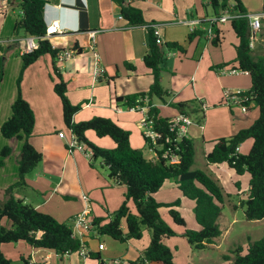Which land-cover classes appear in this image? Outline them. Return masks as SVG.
Returning <instances> with one entry per match:
<instances>
[{
    "label": "crops",
    "instance_id": "crops-1",
    "mask_svg": "<svg viewBox=\"0 0 264 264\" xmlns=\"http://www.w3.org/2000/svg\"><path fill=\"white\" fill-rule=\"evenodd\" d=\"M43 1L45 25L58 21L63 31L62 35L48 39L51 48L56 52H80L73 59L55 65L67 84L68 101L72 106L80 107L73 122L79 124L94 118L109 120L129 133L132 149L140 151L146 160H153L137 126L140 115L117 105L118 99L146 94L152 84L150 72L143 64V58L148 52L147 29L130 28L126 21L119 20L120 8L112 0ZM77 1L86 10L83 28L76 10ZM240 2L246 14L252 16L260 13L264 0ZM20 4L21 0H0V65L2 61L3 72L0 81V129L11 117V107L19 93L34 116L29 144L41 154L42 161L27 176L26 187L14 193V198L72 229L74 218L86 208L83 197L88 200V220L92 223L95 219H103L115 213L124 202L126 190L108 179L101 161L97 164L77 151H67L71 134L64 126L61 104L53 92L54 60L50 56H43L23 69L22 52L27 36L23 32H14V26L22 16ZM126 4L140 10L145 22L159 26L162 44L176 43L184 49V53H166V68L161 74L160 82L169 97L164 102L154 99L151 103L163 119H172L180 114L173 107L176 104L189 103L197 111H200L199 107L202 105L205 106L201 121L200 115L185 114L193 123L186 139L192 143L195 152L191 170L197 171L193 167L198 148L205 160L214 142L232 138L238 132L250 128L258 119L254 103L249 104L246 114L233 104L226 106L222 103L225 91L248 92L251 88L249 76L234 71L237 68L235 48L238 41L229 23L215 28L219 31L221 41L218 47H213L211 41L205 38L209 28L206 23L195 29L203 31L204 37L187 41L191 34L189 22L215 17L210 8H205L207 0H131ZM88 32H97L96 53L107 79L97 85L92 83L91 77L93 57L85 50ZM251 52L253 57L264 58V42L260 37L255 39ZM125 64L133 66L135 72H127ZM233 71L237 73H224ZM118 108L121 109L120 113L117 112ZM240 115L245 118H240ZM58 134H63L64 138L60 139ZM85 137L98 148L109 151L114 149V144L109 139V143L102 142L99 145L93 143L92 136L88 133ZM23 144V141L16 139L6 140L0 134V201L5 199L3 192L18 182L17 159ZM251 146V141H247L239 147L238 154L250 151ZM5 148L10 150V155L2 158L1 151ZM205 167L206 174L223 191L226 190V177L234 187L235 195L240 196L244 190L248 193V182L244 189L235 179L248 175L237 177L226 165L206 164ZM235 184H239V189ZM231 194L233 191H228L227 195ZM154 199L160 204L180 201L177 211L182 218L184 219L180 209L183 206L188 208L189 217L194 220V204L182 196L173 182H166ZM127 207L132 213L135 212L131 202H128ZM1 224L6 229L10 228L5 220ZM197 230L196 225L193 231ZM174 232L181 235L182 229ZM144 233L145 231L139 241L132 240L125 244L90 233L82 241L85 252L87 255L98 254L100 262L89 257L82 259L77 254L61 257L52 251L32 250L21 242L3 245L0 251L12 264H20L21 258L29 259L32 264H132L149 247L150 236ZM218 240L219 238L208 249L215 247ZM169 241L165 242L166 246ZM223 256L232 255H222L221 260Z\"/></svg>",
    "mask_w": 264,
    "mask_h": 264
},
{
    "label": "trees",
    "instance_id": "trees-1",
    "mask_svg": "<svg viewBox=\"0 0 264 264\" xmlns=\"http://www.w3.org/2000/svg\"><path fill=\"white\" fill-rule=\"evenodd\" d=\"M229 0H207L205 8H210L215 17H220L228 9ZM120 8V16L130 28L144 27L148 31V52L143 58L145 68L150 72L152 84L146 94L129 96L117 100V105L130 107L135 100L145 96L149 98V114L153 118L155 130L163 134V139L156 150L158 160H146L140 151L130 146V135L115 123L101 118H94L88 122L76 124L73 117L80 111L79 106H72L67 98V84L56 68V52L48 41L39 42V47L32 54L22 56L23 69L34 64L40 57L50 56L54 60L52 74L55 80L53 92L59 99L65 128L77 141L83 144L91 153V162L101 161L102 169L108 173V179L126 190L124 202L113 214L103 219H95L91 223V233L97 237H107L119 244L129 241H139L145 230L150 232V244L136 262L132 264H175L173 254L165 242L174 238H181L195 251H205L221 237L218 221L221 217L224 196L220 186L205 172L192 171L194 163V148L192 143L184 139L174 143L168 132L170 119L159 117V111L152 106L157 99L165 101L169 95L162 89L160 77L166 68V53H184L181 45L176 43L162 44L154 35L150 26L155 24L144 21L140 10L127 5L125 0H112ZM233 12L243 18L229 22L238 44L236 50L237 68L234 71L246 73L251 81V88L245 93L247 101L244 106L254 103L258 111V119L253 125L238 132L229 139L214 142L210 153L205 157L207 165H226L237 177L248 175V193L241 199L239 206L243 210L247 222L264 220V58L253 57L249 48V30L247 15L240 0H230ZM43 0H21V19L15 24L14 32H23L27 37L42 38L45 35ZM76 10L79 13L82 28L86 21V10L77 1ZM215 37L211 40L213 47L220 45L219 31L214 29ZM204 37L203 31H194L188 35L187 41ZM0 81L3 76L1 61ZM129 73L135 69L129 64L124 65ZM18 81V92H19ZM180 114L200 115L203 119L202 106L200 111L189 103L173 106ZM34 128V116L29 105L18 93L16 101L11 107V117L5 122L0 134L6 140L23 141V147L17 159L18 182L3 192L4 200L0 201V247L24 243L32 250L55 252L58 256L78 254L82 248L81 241L73 237L72 230L64 224L58 223L52 217L35 210L14 198V193L26 187L27 176L41 163L42 156L30 144ZM92 132L99 140L109 139L114 149L104 150L91 144L85 134ZM247 141L252 142L247 155L238 154V149ZM178 159L175 165H169L162 159L163 151ZM10 155V150L1 151V157ZM173 182L182 196L194 204V220L197 231L186 230L185 221L177 212L180 201L171 204H160L154 196L166 182ZM239 189V184H235ZM131 202L135 212L127 207ZM167 209V215L173 226L182 229L177 235L160 217L159 210ZM10 224L6 229L1 222ZM83 246L84 243H83ZM230 256H223L224 264H264V238L256 242H248L245 247H237ZM100 262L98 254L86 255ZM0 264H12L0 251ZM20 264H32L29 259H20Z\"/></svg>",
    "mask_w": 264,
    "mask_h": 264
},
{
    "label": "built area",
    "instance_id": "built-area-1",
    "mask_svg": "<svg viewBox=\"0 0 264 264\" xmlns=\"http://www.w3.org/2000/svg\"><path fill=\"white\" fill-rule=\"evenodd\" d=\"M125 2L130 3L131 0H126ZM243 18L242 16H238L235 12H233V5L231 4L228 9H226L220 17H212L207 20L203 21H192L188 23V27L191 33L195 31L201 24L206 23L209 28L206 31L205 38L208 41L214 39L215 34L214 29L223 24H227L232 20ZM248 22V30H249V48L250 50L254 49V42L257 37H260L261 40L264 42V2L262 4V8L259 14L257 15H246L245 16ZM119 20H122L119 17ZM153 30L154 35L159 38V26H150ZM63 31L61 29V25L58 21H53L51 24L46 25L45 35L42 38H33L27 37L25 40V47L22 52V55H29L32 54L35 50L39 47V42L41 41H48L50 37L62 35ZM96 34L97 32H88V43L85 50L90 53L93 57V66H92V83L97 85L101 82L106 81L105 71L104 68L100 64L99 57L96 53ZM160 39V38H159ZM80 52L75 51H60L56 54L55 62L57 64H62L65 61L73 59L75 56L79 55ZM228 75H234L237 72H224ZM246 92L236 91L230 92L225 91L223 95V105L229 106L233 104L237 106L243 114L248 112V108L244 106V103L247 101V98L244 96ZM149 98L145 96L142 99L135 100V103L130 107H122V109L131 112V113H138L140 115V119L138 121V129L140 131V135L147 146L149 152L153 156V160L149 161H157L158 156L156 150L159 149V143L163 139V134L157 130H155L153 118L150 116L149 111L150 107L148 105ZM154 107V106H153ZM155 108V107H154ZM202 110L205 111V106L202 105ZM121 109L118 108L117 112L120 113ZM192 121L189 117L183 114H179L178 116L170 119L168 123V132L171 135L174 143H179L180 141L187 138L188 129L192 126ZM60 139H63V134H58ZM66 149L69 153L73 151H77L84 155L86 158L91 160V153L86 152V147L79 143L75 136L71 135V140L67 143ZM238 151V150H237ZM162 159L168 161L169 165H175L178 163V159L170 154L168 150L163 151ZM86 208L74 218L73 226H72V233L73 237L77 238L81 241L82 248L77 254L80 258L85 259L87 253L85 252L83 246V238L86 237L91 233V223L88 220L89 216V205L88 200L83 197L82 198Z\"/></svg>",
    "mask_w": 264,
    "mask_h": 264
},
{
    "label": "rangeland",
    "instance_id": "rangeland-1",
    "mask_svg": "<svg viewBox=\"0 0 264 264\" xmlns=\"http://www.w3.org/2000/svg\"><path fill=\"white\" fill-rule=\"evenodd\" d=\"M230 3L231 2L229 0L228 5H230ZM257 112L258 111L255 110L256 114ZM240 118H245V117L241 116ZM88 134L92 136L91 139L93 140V143H98L99 145H101L102 142H107V143L110 142L108 139H104V140L95 139L93 133L91 132H88ZM86 152L89 155V151L87 149ZM248 153L249 151H247L243 155H247ZM99 162H100L99 160L96 161L97 164ZM205 165L206 162L203 159V154L200 148H198L195 157V165L193 168L206 173L207 170ZM224 178H225L224 181L227 184H225L226 190L224 191L222 190L224 196V204L222 206L221 217L218 221L222 236L219 238L218 243L216 244L215 247L200 252L195 251L194 249L189 247L186 241L182 239L170 240L166 244L168 245L167 247L173 253V257H174L173 261L175 264H222L223 263V261L221 260L222 255H227V253H230L231 255V253L237 247L239 246L245 247L248 242H256L264 238V220L259 222H247L244 219L243 210L241 208H237L236 210L234 209L235 206H239L241 199H245V197L247 196V190L246 191L244 190V192L240 196L235 195L234 193L236 192L234 190V187L232 186V184L229 183V180L226 177ZM235 179L241 183L244 189H246L248 176H244L243 178L235 177ZM228 191H233V194L227 195ZM180 212L182 213L185 219L186 230L193 231V228H195L196 225H195V221L189 217L190 212L188 213V208H184L182 206ZM159 214L161 219L173 231L181 230L180 228H177L172 225L167 215V209H161ZM145 233H147L150 236L149 231L145 230Z\"/></svg>",
    "mask_w": 264,
    "mask_h": 264
}]
</instances>
